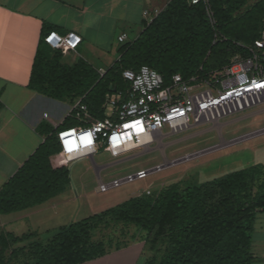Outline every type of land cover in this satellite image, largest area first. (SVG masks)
Instances as JSON below:
<instances>
[{"label":"trees","instance_id":"obj_1","mask_svg":"<svg viewBox=\"0 0 264 264\" xmlns=\"http://www.w3.org/2000/svg\"><path fill=\"white\" fill-rule=\"evenodd\" d=\"M247 3L208 0L192 5L189 0H171L152 23H144L136 39L120 44L117 60L103 75L100 67L83 58L66 63L64 53L45 42L53 31L43 30L29 89L72 106L81 100L95 120L105 119L109 97L119 93L123 101L130 97L131 83L123 77L126 70L148 66L169 85L175 75L186 80L207 78L232 57H246L245 47L264 31V0L244 10ZM69 118L57 128L48 123L39 126L44 142L0 190V215L42 205L67 190L69 164L58 133L76 125ZM260 214H264V167L257 165L203 184L180 182L132 198L58 228L46 242L37 234L2 235L0 264H86L128 246L94 240L95 231L111 223L146 233L147 244L156 248L145 264H253Z\"/></svg>","mask_w":264,"mask_h":264},{"label":"crops","instance_id":"obj_2","mask_svg":"<svg viewBox=\"0 0 264 264\" xmlns=\"http://www.w3.org/2000/svg\"><path fill=\"white\" fill-rule=\"evenodd\" d=\"M170 1L0 0V190L44 142V137L38 132L39 126L43 123L54 128L59 126L55 120V108L48 105V100L51 99L29 89L43 30L61 35L77 33L82 38V43L77 48L81 52L76 50L73 53L105 69L96 63L105 61V30H121L119 36L126 33L129 41L127 30H138L141 26L142 29L134 38L136 39L142 33L146 22L144 13L164 9ZM161 4H164L163 8ZM68 54L65 53L64 57ZM88 56L93 59L88 60ZM116 60L113 59L111 65ZM262 111L264 110L233 121ZM44 114H48L49 118L45 119ZM172 143L175 142L169 144ZM91 161L94 162V159ZM57 197L21 212L0 215V228L3 229L0 236L10 234L20 238L28 234L40 236L45 231L49 232V214L55 216L65 212L62 209L64 202L57 201ZM254 233L256 237L254 239L253 236V264H264V214L258 216ZM147 258L144 243L134 242L86 264H145Z\"/></svg>","mask_w":264,"mask_h":264},{"label":"built area","instance_id":"obj_3","mask_svg":"<svg viewBox=\"0 0 264 264\" xmlns=\"http://www.w3.org/2000/svg\"><path fill=\"white\" fill-rule=\"evenodd\" d=\"M192 5L208 4V0H189ZM163 9L145 12L147 23H152ZM212 19V13L209 12ZM128 40L126 33L118 37L119 43ZM45 42L62 53L76 52L82 38L75 32L61 35L51 32ZM246 57L237 55L229 64L207 76H173L166 85L162 76L148 66L138 71L126 70L123 77L131 83L130 97L123 101L121 93L108 98L106 118L95 120L87 106L79 100L71 110L83 127L61 130L58 140L68 164L90 158L100 150L112 151L116 157L131 152L152 149L154 143H163L167 136L180 134L194 127L213 124L222 126L221 120L264 104V31L253 45L245 47ZM100 73L105 74L104 69ZM70 116V115H69ZM48 119L49 115L44 114ZM165 128L170 129L165 134ZM69 148L72 150L69 151ZM151 170L139 171L134 176L112 184L101 183L98 191L135 180L145 179Z\"/></svg>","mask_w":264,"mask_h":264},{"label":"rangeland","instance_id":"obj_4","mask_svg":"<svg viewBox=\"0 0 264 264\" xmlns=\"http://www.w3.org/2000/svg\"><path fill=\"white\" fill-rule=\"evenodd\" d=\"M258 1L260 0H248L244 10ZM163 5L161 4V8H163ZM141 29V26L138 30L128 29L130 40H133ZM120 32L121 30L117 32L111 31V29L110 31L105 30L103 40L105 61L96 62L97 65L108 68L113 59L118 58L117 49L121 44L118 41ZM77 52L80 53L81 49L79 48ZM78 58L73 52H70L68 56L64 57V61L72 64ZM87 59L91 61L93 58L88 56ZM48 105L56 110L57 118L55 120L57 125H60L70 115L69 122H76L74 127H83L77 115L71 113L74 106L70 104L60 105L53 100H48ZM261 110H264V104L222 119L221 124H225L223 126L214 127L213 124H205L180 134L167 136L163 139V143H154L151 146L152 149L147 152L141 153L143 150H139L116 157L112 151L100 150L94 157V163L90 158H86L69 164V187L57 197V201L64 202L62 209L65 212L55 216L49 214L50 222L47 224L49 232L41 233L39 239L46 242L60 226L69 225L102 213L143 194H154L173 184L180 182L184 186L203 184L253 166L260 165L264 167V134L229 145V142L237 138L264 129V111L233 121ZM230 121L233 122L226 124ZM164 132L169 134L170 129L165 128ZM171 142L175 143L169 144ZM214 147L221 148L195 159L151 173L145 179L126 182L119 185V187L110 188L106 192L98 191L101 183L109 185L116 180L121 181L128 176H134L139 171L152 170L157 166L169 164L171 161ZM139 153L141 154L136 156ZM46 220L48 221V219ZM2 231L3 229L0 228V233ZM255 237L256 234L254 233V239ZM94 240L104 241L112 247L118 243L130 246L134 242L138 244L143 242L148 258L154 255L156 248H152L151 244H147L145 232L135 226L124 224L111 223L108 227H101L95 231ZM31 241H34V239ZM31 241L22 243V246ZM21 260L23 262L24 258L22 257ZM14 264L17 263L14 262Z\"/></svg>","mask_w":264,"mask_h":264},{"label":"water","instance_id":"obj_5","mask_svg":"<svg viewBox=\"0 0 264 264\" xmlns=\"http://www.w3.org/2000/svg\"><path fill=\"white\" fill-rule=\"evenodd\" d=\"M260 134H264V129L263 130H260V131H257V132H254V133H251L249 135H245L243 137L237 138V139L229 142V145L237 144L239 142L248 140V139L253 138L255 136H258ZM219 148H221V147L210 148V149H207V150H204V151H201V152H198V153H195V154H192V155L183 157L181 159H178V160H175V161H171L169 164H164V165H161V166H157L156 168H154V169L151 170V173H154V172H157V171H161V170H164V169L169 168L171 166H174V165H177V164H180V163H183V162H186V161L195 159L197 157L203 156V155L208 154L210 152L216 151ZM97 170L99 171V169H97Z\"/></svg>","mask_w":264,"mask_h":264},{"label":"snow or ice","instance_id":"obj_6","mask_svg":"<svg viewBox=\"0 0 264 264\" xmlns=\"http://www.w3.org/2000/svg\"><path fill=\"white\" fill-rule=\"evenodd\" d=\"M72 149L71 148H69V151H71Z\"/></svg>","mask_w":264,"mask_h":264}]
</instances>
